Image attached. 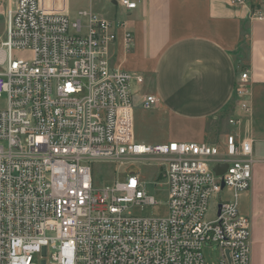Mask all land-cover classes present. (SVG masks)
<instances>
[{"label":"built area","instance_id":"built-area-1","mask_svg":"<svg viewBox=\"0 0 264 264\" xmlns=\"http://www.w3.org/2000/svg\"><path fill=\"white\" fill-rule=\"evenodd\" d=\"M247 0H230L233 7ZM127 11L132 0H118ZM256 18L262 20L259 12ZM0 43V264H251V221L240 196L256 163L248 71L235 86V109L220 144L139 143L134 85L143 75L114 65L119 31L87 10L76 19L42 0H16ZM29 50L30 61L13 58ZM144 98L145 109L158 104ZM159 161L169 192L164 218L135 217L129 205L156 204L141 174L95 184L96 162ZM228 165L222 176L214 169ZM225 188L222 189V184ZM229 191V196L225 194ZM215 199L214 217L207 219Z\"/></svg>","mask_w":264,"mask_h":264},{"label":"crops","instance_id":"crops-1","mask_svg":"<svg viewBox=\"0 0 264 264\" xmlns=\"http://www.w3.org/2000/svg\"><path fill=\"white\" fill-rule=\"evenodd\" d=\"M117 1L89 0L86 10L125 22L132 31L130 50L119 31L114 65L143 75L144 84L132 87L134 102L142 105L146 96L157 97L158 104L146 110H155L168 125L171 142L210 140L211 122L233 114L236 83L248 71L256 163L239 206L251 221V264H264V18H256L264 15V0H247L244 7H233L230 0H132L137 9L130 12ZM60 3L56 10L71 17L69 0L66 10ZM15 4L0 0L3 33L7 10Z\"/></svg>","mask_w":264,"mask_h":264},{"label":"rangeland","instance_id":"rangeland-1","mask_svg":"<svg viewBox=\"0 0 264 264\" xmlns=\"http://www.w3.org/2000/svg\"><path fill=\"white\" fill-rule=\"evenodd\" d=\"M61 6L65 10L68 9V0H60ZM44 5L51 10L58 9L59 0H42ZM71 6V19H76V13L88 8L89 0H69ZM256 5H253V9ZM6 39V32L0 31V43ZM33 54L29 50L15 51L13 58L17 60L30 61ZM121 58L118 52L116 62L119 63ZM116 67H119L115 65ZM122 69V68H120ZM124 70V69H122ZM6 97L0 99V110L6 108ZM134 120V135L137 142H144L145 144H160L171 142L172 131L169 130L168 125L160 117H156L155 110H146L141 103H136L133 111ZM211 143L220 144V139L227 133V119L217 118L212 121L209 127ZM257 152V144H256ZM255 165V164H254ZM140 173L144 181V189L147 194L154 198L156 204H137L129 205L128 212L135 217L141 218H164L168 215L169 206V192L164 178L162 176V168L159 161H152L150 164H144L142 161H126L125 163L114 162H96L93 165V175L95 184L98 187H107L112 185L116 180L124 181L130 174ZM227 195V193H225ZM215 199L212 200L211 209L206 215L207 219L214 217ZM242 213V210L240 209ZM205 256L208 264H218V255L215 250L212 255L205 249Z\"/></svg>","mask_w":264,"mask_h":264},{"label":"water","instance_id":"water-1","mask_svg":"<svg viewBox=\"0 0 264 264\" xmlns=\"http://www.w3.org/2000/svg\"><path fill=\"white\" fill-rule=\"evenodd\" d=\"M228 169V165L224 164V165H218L215 167L214 172L216 173L217 176H222ZM225 188V184H222V189Z\"/></svg>","mask_w":264,"mask_h":264}]
</instances>
